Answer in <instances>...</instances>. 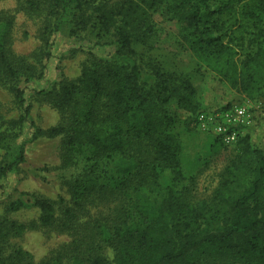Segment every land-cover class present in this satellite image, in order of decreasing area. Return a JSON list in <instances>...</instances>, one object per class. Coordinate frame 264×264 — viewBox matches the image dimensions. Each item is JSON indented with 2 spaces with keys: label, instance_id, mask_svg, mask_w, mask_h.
Masks as SVG:
<instances>
[{
  "label": "trees",
  "instance_id": "obj_1",
  "mask_svg": "<svg viewBox=\"0 0 264 264\" xmlns=\"http://www.w3.org/2000/svg\"><path fill=\"white\" fill-rule=\"evenodd\" d=\"M235 3L260 31L256 52L240 63L220 35ZM17 6L39 21L40 46L36 64L17 56L15 18L0 11V82L20 110L18 120L0 112V146L28 124L33 141L60 139L62 169L82 166L67 182L68 199L33 203L40 213L36 227L67 238L42 264H264V151L241 137L213 193L198 199L195 179L182 171L179 119L170 108L176 104L194 121L204 111L196 86L136 50L156 39L153 13L161 9L201 67L252 97L264 92V0H17ZM68 22L73 35L90 31L97 45L116 51L109 58L89 52L77 79L37 92L60 116L57 125L41 129L31 121L20 82L36 78L52 57L53 36ZM218 144L216 138L212 152ZM25 155L22 144L14 160L0 161V180L25 163ZM23 207L16 201L7 210ZM25 229L11 218L1 222L0 264H33L11 246Z\"/></svg>",
  "mask_w": 264,
  "mask_h": 264
},
{
  "label": "rangeland",
  "instance_id": "obj_2",
  "mask_svg": "<svg viewBox=\"0 0 264 264\" xmlns=\"http://www.w3.org/2000/svg\"><path fill=\"white\" fill-rule=\"evenodd\" d=\"M210 4L216 5L214 1ZM20 9L17 0H0V11L15 18L13 51L17 56L36 64L35 59L38 58L40 46L37 37L39 21L30 19ZM241 13V5L235 3V12L223 19V30L220 34L239 63L256 52V41L260 32L256 24L244 19ZM153 18L158 30L156 39L146 48L138 45L136 50L164 63L171 71L190 76L196 86L203 112H214L227 104L232 107H245L252 118V124L243 131V136H249L251 143L264 151V92L249 97L220 81L214 73L201 67L196 57L181 43L176 22L167 19L161 9L153 13ZM72 29L73 26L69 22L62 25L60 31L52 38L51 59L48 62L43 61L36 78L30 81L22 79L20 82L27 103L32 105L31 121L41 129L57 125L60 116L48 104L39 100L37 92L51 89L62 78L77 79L89 52L109 58L116 51L115 46L97 45L90 31L73 35ZM14 102L13 95L0 82V112L6 120H18L20 116V110ZM170 108L171 113L177 114L179 119L177 133L184 146L182 153L184 176L187 180L195 179V193L198 199L208 198L236 151L234 148L218 144L217 150L212 152L211 145L216 141V134L203 130L196 118L194 121L193 119L186 121L187 112L178 108L176 104L173 103ZM28 126L23 125L20 137L7 140L0 146L1 162L14 160L22 144L26 152L25 163L8 178L0 180V224L5 218L24 224L26 226L24 233L11 239V246L19 247L32 256L33 264H42L67 238L36 227L40 213L33 207V203L39 198L50 201H57L60 197L68 199L67 182L78 174L82 166L62 169L59 157L60 139L42 138L33 141ZM163 183H170L167 175L164 176ZM184 184H187V181ZM16 201L24 203L22 210L8 212L9 205Z\"/></svg>",
  "mask_w": 264,
  "mask_h": 264
},
{
  "label": "built area",
  "instance_id": "obj_3",
  "mask_svg": "<svg viewBox=\"0 0 264 264\" xmlns=\"http://www.w3.org/2000/svg\"><path fill=\"white\" fill-rule=\"evenodd\" d=\"M251 116L245 107L234 106L225 111L201 112L196 116L199 126L216 134L228 148L237 146L243 131L252 124Z\"/></svg>",
  "mask_w": 264,
  "mask_h": 264
}]
</instances>
